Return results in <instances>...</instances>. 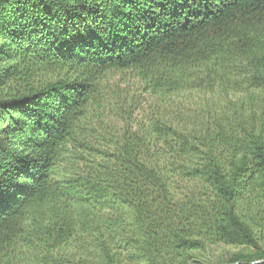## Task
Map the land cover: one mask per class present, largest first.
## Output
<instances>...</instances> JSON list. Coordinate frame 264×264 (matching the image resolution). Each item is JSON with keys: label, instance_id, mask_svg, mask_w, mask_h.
<instances>
[{"label": "trees", "instance_id": "obj_1", "mask_svg": "<svg viewBox=\"0 0 264 264\" xmlns=\"http://www.w3.org/2000/svg\"><path fill=\"white\" fill-rule=\"evenodd\" d=\"M126 69L138 93L101 83ZM262 241L264 0H0V264H264Z\"/></svg>", "mask_w": 264, "mask_h": 264}, {"label": "rangeland", "instance_id": "obj_2", "mask_svg": "<svg viewBox=\"0 0 264 264\" xmlns=\"http://www.w3.org/2000/svg\"><path fill=\"white\" fill-rule=\"evenodd\" d=\"M101 83L103 84V86H105L106 88L108 87L110 90L119 88V90L121 91H126V89H129V93L132 92L138 93L136 91V88L141 84V81L137 76V72L134 69H126V70H108L105 73ZM183 95H185V98L187 97V95L190 96L189 94H183ZM181 98L182 97H178L175 99L178 101V99ZM190 102L193 101L190 100ZM106 103L107 102H105V104ZM112 121L113 120H111V122ZM259 245L263 248L264 241L259 242ZM228 249L236 250L235 248H228Z\"/></svg>", "mask_w": 264, "mask_h": 264}]
</instances>
